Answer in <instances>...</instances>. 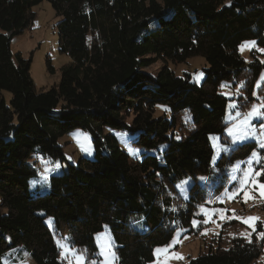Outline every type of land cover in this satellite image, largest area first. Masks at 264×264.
Listing matches in <instances>:
<instances>
[{"label":"trees","instance_id":"1","mask_svg":"<svg viewBox=\"0 0 264 264\" xmlns=\"http://www.w3.org/2000/svg\"><path fill=\"white\" fill-rule=\"evenodd\" d=\"M43 1L59 18L58 51L71 59L49 89L35 86L32 57L10 48ZM249 40L264 48V0H0V92L11 94L6 105L0 93L4 264L25 253L35 264H66L55 242L64 237L87 260L94 259V236L105 225L116 264H149L154 249L170 243L177 230L192 232L198 206L207 200L197 177L212 168L210 137L224 138L226 129L227 100L220 85H241L238 106L245 112L264 68L253 55L250 61L240 55V45ZM192 57L207 64L199 85L188 74L175 76L167 65ZM160 60L165 64L155 75L145 71ZM157 106L166 107L169 117H156ZM76 129L90 136L93 159L67 164L50 177L47 192L32 194L31 155L64 161L58 140ZM105 129L133 136L132 144L143 151L140 158L130 160ZM253 150H258L253 142L237 145L216 167L244 160ZM184 177L193 181L188 199L175 188ZM136 218L143 219V231L130 225ZM261 234L259 226L247 242L221 230L187 264H254L264 254Z\"/></svg>","mask_w":264,"mask_h":264},{"label":"rangeland","instance_id":"2","mask_svg":"<svg viewBox=\"0 0 264 264\" xmlns=\"http://www.w3.org/2000/svg\"><path fill=\"white\" fill-rule=\"evenodd\" d=\"M33 11L36 13L34 22L22 34L12 37L10 48L13 54L20 53L23 58H28L29 56L32 57L30 76L35 86L37 89H49L59 82L62 67L69 64L71 59L67 55L61 54L58 51L55 24L59 21V18L55 15L50 4L43 1L35 6ZM251 41L253 40L245 42ZM257 49L264 48L258 46L255 42V47H245L243 51H241V48L239 47V53L245 60L250 61L251 56L253 55L260 62H264V52L258 51ZM48 63L52 68L51 71L48 70ZM164 64L165 63L160 60L152 66L146 68L145 71L149 74L155 75ZM167 65L171 70H173L175 76L183 77L185 74H188L190 76V81L197 85L202 82L204 78L203 69L207 67L205 60L201 57H192L187 59L185 62L175 65L167 61ZM262 73H264V68L261 70L254 84L252 101L245 112H241L238 106V99L242 96V92L240 90L241 85L233 87L230 82L224 81L221 83V85H225V87L222 88L220 85L219 92L227 100L226 112L224 116L226 129L239 125L240 122L245 119L246 114L252 110L253 105L259 107L264 104V84H261L259 88L256 87L257 82L261 79ZM254 92L255 95H253ZM0 93L4 98L5 104L8 105L11 99V94L6 91H1ZM232 104H235L236 107L231 108L230 105ZM162 108L166 107H156L155 116L157 117L161 113H164L166 117H169L168 110L165 111L162 110ZM259 110L264 112V107H260ZM237 113L240 115H237ZM228 117H231V119H227ZM261 125H264V118L255 116L249 118V127L255 128L256 138H246L244 140L237 141L236 143L231 142V137L227 135L226 129L223 133L224 138L211 136L213 138H219L218 140H210L213 147L212 168L209 175L197 177V183L204 188L207 195V200L205 204H203L206 212L205 214H200L198 208L197 212L200 218L195 219L199 222L198 226L193 227V224H191V228L193 229L192 232H190L189 228L177 230L170 243L154 249V260L149 264H187L190 259H193L197 257L199 253L204 252L205 249L212 244L211 242L213 236L219 235L221 230H224L230 236L238 235L248 242L252 239L253 233L257 231L259 226L264 227V188L260 187L261 184H264V175L256 176L253 171H259L261 168H264V159H261L259 163L254 160L252 164L249 165L247 162L251 156L250 154L246 159L228 164L222 170L216 167L218 159L222 154H227L235 146L248 142L255 143L258 148V150L255 151H257L260 157L264 158V155H261L260 153V150L264 148L258 147L257 144V139L264 140V138L261 137V132L264 131V129L261 128ZM104 133H111L115 136L119 143V147L129 156L130 160L140 158V154L143 151L132 144L134 141L133 136L109 129H105ZM225 138L228 139V142L222 140ZM58 144L62 147L64 161L50 159L52 162L58 161L61 167L49 174V181L51 176L60 175L66 169L67 164H76L80 158L92 160L94 156V149L90 136L80 129L70 131L62 136L58 140ZM220 145H227L229 150L227 152L221 151ZM82 146L88 151H82ZM214 149L216 152L215 160ZM89 151L91 154H89ZM130 152L133 154H130ZM37 157H42L45 160L49 159L43 157L41 154H32L28 160L29 164L35 169V175L28 180L29 191L32 194L45 193L49 189V182L48 184H42L40 179V176L44 173L46 165L42 164ZM238 162L239 171H234L233 168L238 164ZM47 167H52V164H48ZM38 172L40 175H37ZM245 172L249 173L250 179L244 175ZM231 177H235V179H231ZM33 180H35L36 183L30 184L29 182ZM182 181H187V184L184 186L187 189V195H189V190L193 181L190 177H184L175 182V188L178 194L184 199V197L180 194L179 189L176 187ZM217 198L222 199L223 202H220ZM208 209H211V211H207ZM213 212L215 214H213ZM38 214L43 215L42 213ZM206 219L208 222L204 223L203 221ZM232 222H235L236 224L223 228V225ZM45 223L50 226L51 220L45 219ZM130 225L138 231H143L145 229L142 218L131 220ZM178 232L179 236H177ZM105 233L106 236H102L98 240V236ZM108 238H110V240ZM57 240L61 239L58 238L55 241L58 247ZM94 242L97 248L96 258L94 259H103V257L98 255V253L100 252L99 245H103L105 243L110 244V252L114 253L112 239L108 228H104V230L97 233L94 236ZM58 249L60 259L66 264H69L71 257L68 259L62 258V249L60 247H58ZM157 249H160L161 251L157 253ZM90 260L86 259L85 264H87V261ZM8 264L35 263L28 259L27 256H17L15 262L9 261ZM112 264H116V259L112 260ZM254 264H264V254H262Z\"/></svg>","mask_w":264,"mask_h":264},{"label":"snow or ice","instance_id":"3","mask_svg":"<svg viewBox=\"0 0 264 264\" xmlns=\"http://www.w3.org/2000/svg\"><path fill=\"white\" fill-rule=\"evenodd\" d=\"M245 47H248V48L255 47V41L245 42V43L241 44V46H240L241 51H243ZM257 50L264 52V49H257ZM261 84H264V73H262L261 79H260V81L257 82L256 87L259 88L261 86ZM221 87L223 88V87H225V85H221ZM228 95H230V94H228ZM253 95H255V92L253 93ZM158 107H162V106H158ZM230 107L235 108L236 105L232 104V105H230ZM260 107H264V104L260 105L259 107H257L256 105H253L252 110L246 114L245 119L243 121H241L239 125H236L232 128L226 129V133L228 136L231 137L232 143H236L237 141L244 140L246 138H256L255 128L249 127V118L254 117V116L264 118V112H261L259 110ZM162 110L167 111L166 108H162ZM237 115H240V114L237 113ZM184 119L187 122L188 120H190V116L186 115ZM227 119H231V117H228ZM261 128L264 129V125H261ZM76 135H79V134H76ZM261 137L264 138V131L261 132ZM179 138L180 137L177 136V139H179ZM212 139L218 140L219 138L210 137V140H212ZM78 143H79V141H78ZM257 144H258V147L264 148V140L257 139ZM220 149H221V151H225V152H227L229 150L227 145H220ZM81 150L82 151H88L83 146L81 147ZM89 154H91L90 151H89ZM130 154H133V153L130 152ZM137 154H138V150H137ZM215 157H216V152L214 149V160H215ZM37 159L42 164L46 165L44 168V173H43V175L40 176V179H41L42 184H48L49 174L51 172L58 170L61 167V165L58 161L52 162L50 159L45 160L42 157H37ZM261 159H264V158L260 157V155L257 153V151L253 150L247 163L249 165H251L254 160L257 163H259ZM48 164H52V167H47ZM233 170L239 171V162L237 165L234 166ZM253 171H254V174L256 176L264 175V168H261L259 171H255V170H253ZM37 175H40V173L38 172ZM244 175L246 177H249L248 172H245ZM231 179H235V177H231ZM249 179H250V177H249ZM29 183L35 184L36 181L33 180V181H30ZM186 184H187V181H182L180 184H178L176 186L177 189H179L180 194L184 197V199L189 198L187 195V189L184 187ZM260 187L264 188V184H261ZM217 199L220 200V202H223L222 199H220V198H217ZM198 208H199L200 214H205L206 210L204 208V205H199ZM173 211H175V209H173ZM207 211H211V209H208ZM213 214H215V213L213 212ZM203 222L207 223L208 220L206 219ZM198 223L199 222L197 220L193 219V221H192L193 227L198 226ZM105 229H107L106 225H105ZM181 231H183V230H181ZM102 236H106V233L100 234V236H98V240ZM177 236H179V232L177 233ZM261 238H264V234H261ZM108 239L110 240V238H108ZM57 244H58V247H60L62 249V251H61L62 258L68 259L69 257H71V259L69 260V264H85V262H86L85 254L83 252H78L75 249V247L71 244V238L70 237H64L61 240H57ZM99 246H100V252L98 253V255L103 257V259L102 260L92 259L90 261H87V264H112V260L115 259V254L110 252V244L105 243V244L99 245ZM13 251H15V250H13ZM160 251H161L160 249L156 250L157 253H159ZM27 255H29V254L25 253V256H27ZM110 257H111V259H110ZM0 264H4L2 258H0Z\"/></svg>","mask_w":264,"mask_h":264},{"label":"crops","instance_id":"4","mask_svg":"<svg viewBox=\"0 0 264 264\" xmlns=\"http://www.w3.org/2000/svg\"><path fill=\"white\" fill-rule=\"evenodd\" d=\"M10 258H13V259H14V261H15V259H16V257H15V256H12V257H10Z\"/></svg>","mask_w":264,"mask_h":264}]
</instances>
